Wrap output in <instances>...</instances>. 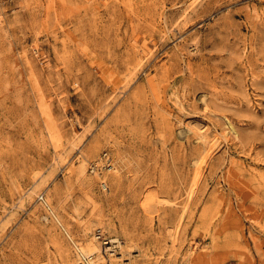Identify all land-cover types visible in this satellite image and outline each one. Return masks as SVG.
Returning <instances> with one entry per match:
<instances>
[{
    "label": "rangeland",
    "instance_id": "374dc122",
    "mask_svg": "<svg viewBox=\"0 0 264 264\" xmlns=\"http://www.w3.org/2000/svg\"><path fill=\"white\" fill-rule=\"evenodd\" d=\"M49 208L97 264H264V0H0V264H87Z\"/></svg>",
    "mask_w": 264,
    "mask_h": 264
},
{
    "label": "bare ground",
    "instance_id": "6f19581e",
    "mask_svg": "<svg viewBox=\"0 0 264 264\" xmlns=\"http://www.w3.org/2000/svg\"><path fill=\"white\" fill-rule=\"evenodd\" d=\"M108 169H109V171L115 170V168L113 167L112 164L109 165ZM100 185H101L102 189H104L105 191L108 190V188H107L105 183L102 182ZM191 193H192V191H191ZM39 198L40 197H38V199ZM41 199L43 201L44 206L48 207V204L46 203L44 198L42 197ZM49 210H50V214L53 216L55 222L59 226L62 227V229H63L62 231H64L65 234L67 235V237L69 238V240L72 241V243H73L72 245H74V247L76 249V253H77L78 257L81 260L85 261L87 264H97L98 262H107V263H111L112 262L111 258L113 256V251L109 247H104V245H107L109 242L105 241V242H102V243H98L96 241L97 237L94 236L93 239L86 241L85 245H83V244L77 245L72 240V238L69 235L68 231L63 227L57 212L54 211V210H51L50 208H49ZM110 243H112V244L117 243V246L119 247L120 252L122 253V255H120L119 258H121V260H122L124 258V252L122 251V246L119 243V241L116 240V239H113V240L110 241Z\"/></svg>",
    "mask_w": 264,
    "mask_h": 264
}]
</instances>
